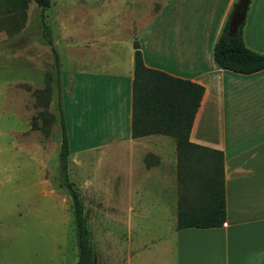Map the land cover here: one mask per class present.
Instances as JSON below:
<instances>
[{
  "label": "rangeland",
  "instance_id": "1",
  "mask_svg": "<svg viewBox=\"0 0 264 264\" xmlns=\"http://www.w3.org/2000/svg\"><path fill=\"white\" fill-rule=\"evenodd\" d=\"M145 2L135 6L132 0H52L46 16L60 54L61 97L38 5L29 4L19 27L0 19V164L6 167V190L13 198V222L18 230L9 246L13 261L77 264L72 202L58 175L60 98L70 146L68 172L83 205L94 264L172 261V250L169 247L166 253L164 242L176 232L182 189L174 138L166 137L170 143L163 150L165 180L150 177L131 188L133 177H139L155 158L145 152L124 158L110 139L104 147L92 148L110 135L112 126L104 109L94 102L86 107L80 95L77 104L69 92L73 75L117 72L114 61L126 67L131 26L137 16L132 11H139ZM96 38L103 39L104 48L90 51V42Z\"/></svg>",
  "mask_w": 264,
  "mask_h": 264
},
{
  "label": "crops",
  "instance_id": "2",
  "mask_svg": "<svg viewBox=\"0 0 264 264\" xmlns=\"http://www.w3.org/2000/svg\"><path fill=\"white\" fill-rule=\"evenodd\" d=\"M132 1L134 5L145 2ZM236 2L148 0L139 11H132L137 16L131 26L126 67L114 61L117 72L85 71L69 80L70 97L79 104L80 95L86 107L94 102L104 109L112 126L110 135L100 139L102 145L92 148L104 147L110 139L124 158L138 152L155 158L139 177H133L131 188L150 177L164 178L163 150L170 143L162 134L132 137L135 39L148 67L204 86L189 139L223 152L226 220L218 227L176 228L173 240L164 242L165 252L172 250L170 264H264V69L242 74L219 67L214 60L215 43ZM154 3L158 4L155 9ZM244 22L245 43L264 53V0H250ZM102 40L93 39L90 51L104 48ZM174 150L176 157V145ZM5 171V165L0 164V264H28L11 259L9 246L18 230L14 228L13 198L6 190Z\"/></svg>",
  "mask_w": 264,
  "mask_h": 264
},
{
  "label": "trees",
  "instance_id": "3",
  "mask_svg": "<svg viewBox=\"0 0 264 264\" xmlns=\"http://www.w3.org/2000/svg\"><path fill=\"white\" fill-rule=\"evenodd\" d=\"M32 1L40 9L42 34L54 54L58 94L61 97L60 54L54 46L52 29L46 16V9L51 6L52 0H0V19H9L19 27L24 22L26 10ZM229 19L230 17L214 46L216 64L242 74L264 69V53L250 48L245 43V22H242L234 33L229 34ZM134 49L131 134L133 138L162 134L175 140L176 174L182 187L177 201L176 228L222 226L226 220L223 152L189 139L204 94V86L148 67L144 63L137 40L134 41ZM58 105L61 127L58 175L60 185L67 190L72 202L78 245L77 264H94L83 205L68 172L70 146L61 98Z\"/></svg>",
  "mask_w": 264,
  "mask_h": 264
},
{
  "label": "water",
  "instance_id": "4",
  "mask_svg": "<svg viewBox=\"0 0 264 264\" xmlns=\"http://www.w3.org/2000/svg\"><path fill=\"white\" fill-rule=\"evenodd\" d=\"M249 4L250 0H237L229 19V34L234 33L244 22Z\"/></svg>",
  "mask_w": 264,
  "mask_h": 264
}]
</instances>
